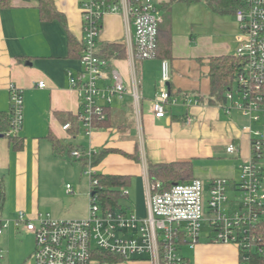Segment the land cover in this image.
I'll use <instances>...</instances> for the list:
<instances>
[{
    "label": "crops",
    "instance_id": "obj_1",
    "mask_svg": "<svg viewBox=\"0 0 264 264\" xmlns=\"http://www.w3.org/2000/svg\"><path fill=\"white\" fill-rule=\"evenodd\" d=\"M53 1L67 26L59 19L42 20L37 0H6L0 4V112H10L11 86L20 88L24 98V124L16 141L20 148L15 149L8 138H0V225L8 223L0 241L10 245L18 233L32 237L34 248L31 246L26 252L24 264L33 256L35 237L16 226L19 213L34 219L47 214L67 219V209L57 202L62 193L69 194L67 186H72V193L77 186L80 196L88 197L87 182L80 174L85 170L84 162L70 154L56 156L49 136L73 147L74 151L112 150L98 163L96 171L132 177L127 201L140 218L147 216L150 164L192 162L195 178H206L207 185L216 177L200 163L213 159L220 148L225 153L230 143L239 147L240 155L227 154L239 164L248 161L251 155L249 137L243 132L247 121L238 112L226 114L211 94L209 61L232 54V48L210 36L221 32L239 43V24L234 14L218 15L205 2L193 5L175 2L168 9L166 5L171 0H142L160 9L161 25L166 17L171 20V54L164 60L171 64L169 87L179 103L169 109L164 119L156 118L153 112L163 59L135 63L134 27L127 15H106L98 53L108 60V68L100 87L110 86L111 71L115 70L128 91L137 79L143 98L140 108L134 106L128 93L115 98L110 106L105 105L109 125L95 128L88 135L83 124L78 129L76 124L66 122L81 112L79 94L71 87L67 74L81 70L80 58L70 48L69 39L72 36L82 41V0ZM108 46H117L119 50L107 52ZM42 81L47 85L44 89L38 87ZM183 95L197 96L199 103L186 107L182 103ZM68 124L74 128L65 130ZM66 159L80 162L75 163L80 168H70ZM69 169H73L71 177L67 176ZM221 175L237 183L227 171ZM183 256L191 264H240L241 260L236 246L211 242L208 236H202L198 245ZM5 260L0 256V264H9ZM91 264L101 263L95 259ZM118 264L153 263L147 257H137Z\"/></svg>",
    "mask_w": 264,
    "mask_h": 264
},
{
    "label": "built area",
    "instance_id": "obj_2",
    "mask_svg": "<svg viewBox=\"0 0 264 264\" xmlns=\"http://www.w3.org/2000/svg\"><path fill=\"white\" fill-rule=\"evenodd\" d=\"M4 0H0L2 3ZM235 17L239 24V46L235 58L238 72L220 104L226 114L238 112L247 121L243 132L250 140L251 155L240 165L241 183L217 178L205 185L195 179L188 184H175L163 191L160 183L150 184L148 210L140 218L128 207L106 209L93 192L98 185L97 171L92 164L98 153L94 149L73 151L75 160L87 162L84 175L90 180L91 207L87 219H56L50 214L34 219L20 212L15 224L35 237L34 264H91L99 254H109L125 261L147 257L153 264H191L180 255L184 244L194 249L201 238L205 222L211 242L236 246L240 252L256 255L264 260V0H239ZM83 54L81 70L68 72L70 85L80 98L81 122L88 135L95 129L94 119H105V105L115 98L129 94L136 108H140L142 94L137 79L128 91L121 75L111 71V84L101 88L108 60L98 53V40L104 17L124 13L134 27L133 60L135 63L156 59L159 29L163 23L160 9L154 3L142 0H82ZM172 77L169 60H162L159 91L153 101L156 118L164 119L169 109L178 105L169 84ZM45 82L38 87L46 88ZM104 103V105L101 104ZM186 107L199 103V98L183 95ZM10 129L0 134L8 139L18 138L24 124V98L22 90L10 87ZM190 121V119H188ZM71 128L68 124L65 130ZM226 153L238 156L241 150L234 143ZM72 193V186H67ZM232 190L239 198L230 200ZM128 196V189L123 192ZM8 223L0 225V234Z\"/></svg>",
    "mask_w": 264,
    "mask_h": 264
},
{
    "label": "trees",
    "instance_id": "obj_3",
    "mask_svg": "<svg viewBox=\"0 0 264 264\" xmlns=\"http://www.w3.org/2000/svg\"><path fill=\"white\" fill-rule=\"evenodd\" d=\"M6 0H4L3 4ZM107 3H115L117 0H105ZM40 16L42 20L48 21L52 19H59L64 26H67L66 19L63 14L58 12L55 7L53 0H37ZM175 2H184L187 5H193L200 2H205L210 9L218 15H232L236 13L239 7V0H171L170 4L166 5L168 9ZM169 11V10H168ZM70 48L76 52L79 58L83 54V38L82 41L78 42L72 36L69 39ZM108 46V50L113 52L114 50H119L117 46ZM171 20L166 17L164 25L160 26L159 36H158V56L157 58L166 59L171 54ZM164 57V58H163ZM210 67V81H211V94L212 98L216 103L225 104V94L227 90L232 86L236 73L238 72V61L235 56L223 55L218 57H213L209 61ZM105 119L100 120L99 117H95L94 125L95 128H105L109 125L108 112L104 111ZM80 113L78 116L67 118L66 122H72L76 124L79 129L81 122ZM11 115L10 112H0V134H4L10 129ZM74 125H71V129ZM19 138V137H18ZM18 138H10V141L14 144L15 149L20 148V144H16ZM49 140L53 146L54 153L56 156H63L65 154L72 155L73 147L63 145L59 140L53 136H49ZM112 150H104L98 152L92 159V164L96 168L98 163ZM84 162L85 169L88 166L87 162ZM85 171V170H84ZM148 174L151 184L160 183L163 191L169 190L175 184H188L195 180L194 175V165L192 162H172V163H160V164H150L148 167ZM96 178L98 180V185L93 187V192L98 195L99 200L102 202L106 209H117L121 207L130 208V204L127 199L128 196L123 194L127 190L132 181L131 176L125 175H104L97 173ZM237 184V183H236ZM126 200L125 204H122V200ZM261 232L264 234V220L261 225ZM101 264H118L124 262L123 258L109 255V254H99L95 257ZM240 264H264L262 258L257 257L253 254H247L240 252Z\"/></svg>",
    "mask_w": 264,
    "mask_h": 264
},
{
    "label": "rangeland",
    "instance_id": "obj_4",
    "mask_svg": "<svg viewBox=\"0 0 264 264\" xmlns=\"http://www.w3.org/2000/svg\"><path fill=\"white\" fill-rule=\"evenodd\" d=\"M210 36L211 34L208 33L206 34ZM210 37H214L217 43H226L232 48V56H235L237 48L239 46L238 42H234L227 35H224L223 33L219 32L218 34H214L213 36L211 35ZM7 139V138H6ZM220 153L217 152L216 155L213 156V159L209 160H204L203 162L200 163L201 167H204L210 172V175H214V177L217 178H222L223 176L221 175L223 172L227 171L229 174H231L232 177L235 178L237 183H241L242 180V171L240 169L239 162H233L227 155V153L223 152V148H220ZM68 164H70V168L76 166L79 167L78 164L80 162H75L78 164H75L72 160L66 159ZM80 168V167H79ZM69 172L67 176L71 177V172H73V169H69ZM83 171L82 176L83 180L87 182V198H83L80 196L79 188L75 186V192L72 194H65L62 193L61 197H59V200L57 201L58 204L61 205V207H64L67 209V213L69 214V218L66 220H81V219H87L90 213V207H91V185H90V180L87 176L84 175ZM78 175H79V170H78ZM202 182L204 184L207 183V179L202 177ZM72 184V183H71ZM65 187V186H64ZM65 191V188H63ZM79 191V192H78ZM229 193V198L230 200H234L237 196L239 198V195H236L232 190L228 191ZM1 194V190H0ZM204 196L205 199L208 198V184L205 185L204 188ZM127 202L125 199L122 200V204H125ZM43 213V212H42ZM45 213V212H44ZM210 233V229L208 225L203 222L202 223V236H208ZM15 237V236H14ZM1 239V237H0ZM34 248V239L30 236H27L24 233H18L16 238L11 240L10 245L8 243H3L0 241V256L3 258L5 257L6 260L9 264L13 261V264H24L27 258L24 256L27 255L28 251H30V248ZM10 249V250H9ZM189 250H191L190 246L187 244H184L181 247L180 255L183 256L185 253H187ZM27 252V253H26ZM183 253V254H182ZM184 257V256H183ZM28 264H34L33 259L31 258L28 262Z\"/></svg>",
    "mask_w": 264,
    "mask_h": 264
},
{
    "label": "water",
    "instance_id": "obj_5",
    "mask_svg": "<svg viewBox=\"0 0 264 264\" xmlns=\"http://www.w3.org/2000/svg\"><path fill=\"white\" fill-rule=\"evenodd\" d=\"M0 138H4V136H1Z\"/></svg>",
    "mask_w": 264,
    "mask_h": 264
}]
</instances>
